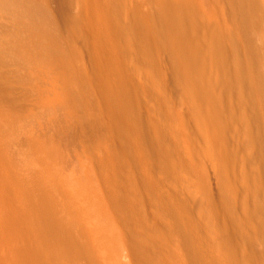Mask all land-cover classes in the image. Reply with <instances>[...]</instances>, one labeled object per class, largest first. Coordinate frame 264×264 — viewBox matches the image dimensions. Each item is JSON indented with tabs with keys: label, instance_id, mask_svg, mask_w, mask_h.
<instances>
[{
	"label": "rangeland",
	"instance_id": "374dc122",
	"mask_svg": "<svg viewBox=\"0 0 264 264\" xmlns=\"http://www.w3.org/2000/svg\"><path fill=\"white\" fill-rule=\"evenodd\" d=\"M1 1L0 264H264V0Z\"/></svg>",
	"mask_w": 264,
	"mask_h": 264
},
{
	"label": "bare ground",
	"instance_id": "6f19581e",
	"mask_svg": "<svg viewBox=\"0 0 264 264\" xmlns=\"http://www.w3.org/2000/svg\"><path fill=\"white\" fill-rule=\"evenodd\" d=\"M0 1H1V0H0ZM2 1H3V0H2ZM2 1H1V2H2ZM7 1H8V0H6L5 2H7ZM11 1H12V0H11ZM17 1H18V0H17ZM234 1H236V0H234ZM241 1H242V0H241ZM243 1L245 2V0H243ZM186 2H187V1H186ZM188 2H189V0H188ZM191 2H192V1H191ZM200 2H202V1H200ZM200 2H199V3H200ZM203 2H204V0H203ZM203 2H202V3H203ZM205 2H206V0H205ZM232 2H233V1H232ZM232 2H231V3H232ZM236 2H237V1H236ZM244 2H243V3H244ZM8 3H9V2H7V3H5V4L3 3V4H4L3 7H4V6H5V7H8V6H6V5H8ZM11 3H14V0H13V2H11ZM11 3H10V4H11ZM15 3H16V1H15ZM15 3H14V4H15ZM199 3H198V4H199ZM202 3H201V4H202ZM233 3H234V2H233ZM247 3H248V2H246V4H247ZM255 3H256V1H255ZM0 4H1V3H0ZM10 4H9V9H7V10H10L11 8H12V9L14 8V6L12 7L13 4H12L11 6H10ZM246 4H241V3H240V5H242V6L244 5V7L248 8L247 6H245ZM259 4H261V3H259ZM262 4L264 5V2H263ZM262 4H261V6H263ZM191 5H192V4H191ZM191 5H190V6H191ZM251 5H252V4H251ZM251 5H250V6H251ZM256 5H257V4H256ZM15 6H16V5H15ZM197 6H198V5H197ZM237 6H239V4H237ZM237 6H236V7H237ZM248 6H249V5H248ZM191 7H192V6H191ZM191 7H190V8H191ZM195 7H196V6H195ZM200 7H201V6H200ZM244 7H243V10H242V11H244V12H248V9H244ZM196 8H197V7H196ZM196 8H195V9H196ZM250 8H251V7H249V11H250ZM38 9H39V8H38ZM40 9H41V8H40ZM40 9H39V10H40ZM256 9H257V8H255L254 10H256ZM262 9H264V6H263ZM262 9H260V10L263 11ZM13 10H14V9H13ZM252 10H253V9H252ZM11 11H12V10H11ZM184 11H185V10H184ZM195 11H197V10H195ZM261 11H260V13H259V10L256 11V12H258V13L261 15ZM190 12H191V11H190ZM13 13H14V12H13ZM39 13L41 14V15L39 16V19L42 21V23H44L45 21H48L49 19H51V18L48 16V14H44V13L41 12V11H39ZM240 13H241V12H239V15H240ZM249 13H250V12H249ZM189 14H190V13H189ZM245 14H248V13H245ZM241 15H244V13H242ZM236 16H237V15H236ZM249 16H250V15H249ZM234 17H235V16H234ZM241 17H242V16H241ZM244 17H245V15H244ZM244 17H242L243 19L241 18V20H240V16H239V19H236V20H240V21H242V20H244ZM245 19L248 20L249 17H247V18H245ZM253 21H254V20H253ZM237 22H238V21H237ZM74 34H75V33H74ZM74 34H73V35H74ZM61 73H62V72H61ZM61 73H60V74H61ZM63 76H64V75H63ZM64 77H65V76H64ZM66 90H67V89H66ZM69 90H70V89H68V94H69ZM70 91L72 92V95H73V94L76 95L77 93H75V92H78V91H75V92H74V91H72V90H70ZM71 92H70V93H71ZM73 92H74V93H73ZM62 93L66 94V91L64 90V91H62ZM72 95H70V97H71ZM73 96H74V95H73ZM76 96L79 97L78 94H77ZM72 98H73V97H72ZM72 98H71V99H72ZM74 98H75L76 101H78V100H77L78 98H76V97H74ZM75 100H73V101H75ZM76 101H75V103H76ZM75 103H74V104H75ZM77 103L79 104L80 102L78 101ZM51 107H53L52 109H56V106H54V105H52ZM211 112H212V113H211ZM215 112H216V111H214V109L209 110V116H208V119L210 120V125H213V119L216 120L217 115H216V117H215V114H216ZM199 121H200V129H201L205 134H207V132L209 131V125H208V124L205 122V120L202 119V118H200ZM211 127H212V126H211ZM217 130H219V128H217ZM204 142H205V145H206V143H207V146H206V147H205V145L203 146V148L205 147L204 152L207 151L208 154H211V152H210V151H212V150H211V145H210L211 141H210V138H209L208 135H205V136H204ZM208 143H209V144H208ZM212 153H213V154H214V153L216 154L215 151L212 152ZM213 154H211V155L213 156ZM215 154H214V156L216 157L217 154H216V155H215ZM205 156H208V155L206 154ZM212 156H211V159L214 158V156H213V157H212ZM207 158L210 159V155H209ZM233 175H234V174L232 173V176H233ZM235 175H237V173H236ZM235 175H234L233 178H236ZM230 176H231V175H230ZM237 176H238V175H237ZM227 177H228V175H227ZM238 177H239V176H238ZM263 177H264V176H263ZM228 178H229V177H228ZM253 178H254V177H253ZM260 178H261V177H260ZM260 178H259V179H260ZM257 179H258V177H257ZM262 179H263V178H262ZM227 180H228V179H227ZM254 180H256V179H254ZM229 181H230V179H229L228 181H226V182L228 183ZM259 181H260V180H259ZM251 182H253V180H250V183H251ZM255 182H256V181H255ZM261 182H262V180H261ZM230 183H231V182H230ZM253 183H254V182H253ZM259 183H260V182H259ZM225 184H226V183H225ZM228 184H229V183H228ZM240 184H241V183H240ZM243 184H244V183H243ZM247 184H248V182H247ZM256 184H257V183H256ZM249 185L252 186V184H249ZM254 185H255V183H254ZM254 185H253V186H254ZM251 186H250V187H251ZM228 187H229V186H228ZM231 187H233V186H231ZM240 187L242 188V185H240ZM246 187H248V185H246ZM246 187H245V188H246ZM250 187H249V188H250ZM229 189H230V188H229ZM238 189H240V188H238ZM243 189H244V188H243ZM246 189H247V188H246ZM247 190H248V189H247ZM247 190H246V191H247ZM251 190H252V189H251ZM242 191L245 192V190H242ZM242 191H241V192H242ZM249 191H250V190H249ZM233 192H234V190H233ZM229 194H230V193H229ZM245 194H246V192H245ZM234 195H235V194H234ZM234 195L232 196L231 199L236 198V197H234ZM228 199H230L229 196H228ZM235 200L237 201V199H234V201H235ZM231 201H232V200H231ZM257 207H258V206H256V209H258ZM252 208H254V209H252L253 211L251 210V211H252V212H251V213H252V217H253V219H254L255 217H257V215H258V213H259V212H257V211H259V210H256L255 207H252ZM246 212H247V211H246ZM260 212H261V211H260ZM251 213H250V214H251ZM246 214H248V213H246ZM246 216H247V215H246ZM248 216H249V215H248ZM249 218H251V217L249 216ZM254 220H255V219H254ZM256 220H258V217H257ZM259 222H260V220H259ZM257 225H259V224H257ZM256 227L258 228L259 226H256Z\"/></svg>",
	"mask_w": 264,
	"mask_h": 264
}]
</instances>
